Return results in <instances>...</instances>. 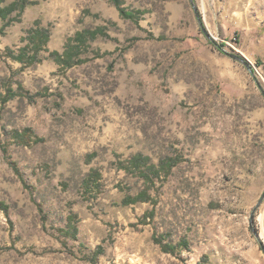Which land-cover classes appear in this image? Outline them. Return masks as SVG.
<instances>
[{"label":"rangeland","instance_id":"1","mask_svg":"<svg viewBox=\"0 0 264 264\" xmlns=\"http://www.w3.org/2000/svg\"><path fill=\"white\" fill-rule=\"evenodd\" d=\"M31 1L0 35V264H264V0Z\"/></svg>","mask_w":264,"mask_h":264},{"label":"trees","instance_id":"2","mask_svg":"<svg viewBox=\"0 0 264 264\" xmlns=\"http://www.w3.org/2000/svg\"><path fill=\"white\" fill-rule=\"evenodd\" d=\"M111 2L119 9L121 16L125 19L138 20V17L143 14L142 11H130L126 9L123 0H111ZM32 4L34 3L31 0H13L12 2L0 0V23H2L0 26V35H4L6 28L12 25V23L20 22L24 12ZM36 26V28H33V30L29 32L28 44L21 50L20 56L17 57V60L20 62L24 60V56H28L32 64L37 63L39 61L37 59L39 53L47 48L51 35L48 31L40 29L39 24H36ZM101 34H104L102 28L79 31L74 37L68 39L63 54L53 52L52 56L56 62L66 67H71L76 63H83L84 60L81 59L82 54L80 53L81 48L86 46L89 42L97 40ZM91 177H93V174ZM143 200L144 198L141 194L132 199L131 203L132 201L136 203Z\"/></svg>","mask_w":264,"mask_h":264},{"label":"water","instance_id":"3","mask_svg":"<svg viewBox=\"0 0 264 264\" xmlns=\"http://www.w3.org/2000/svg\"><path fill=\"white\" fill-rule=\"evenodd\" d=\"M192 3L194 0H191ZM209 37V36H208ZM210 38V37H209ZM211 39V38H210ZM229 56H231L232 58L236 59V60H239L240 62H242L243 64H245L248 69L253 72V69L252 67L250 66V64L241 56H238V55H235V54H231V53H228ZM264 200V195L263 197L261 198V200L258 202V204L256 205V207L254 208L252 214H251V219H250V225H251V229L253 231V233L258 237V233L256 232L255 228H254V218H255V214L257 212V210L259 209V207L261 206L262 202ZM263 249H264V246H263Z\"/></svg>","mask_w":264,"mask_h":264}]
</instances>
